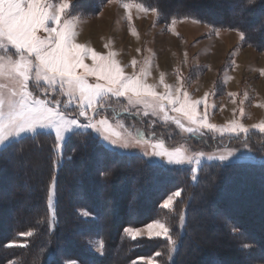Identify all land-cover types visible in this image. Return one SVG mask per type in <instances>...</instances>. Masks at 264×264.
Here are the masks:
<instances>
[{
  "label": "rangeland",
  "instance_id": "1",
  "mask_svg": "<svg viewBox=\"0 0 264 264\" xmlns=\"http://www.w3.org/2000/svg\"><path fill=\"white\" fill-rule=\"evenodd\" d=\"M52 1L54 14L72 28L74 42L93 48L92 59L89 65L82 64L79 55L73 54V65H63L62 57L67 53L61 47L62 53L54 55L56 60L49 58L47 65H38L0 30V151L20 137L46 131L54 135L59 162L67 136L81 130L90 131L116 152L139 155L161 166L186 168L193 184L209 162L264 163L263 46L250 42L240 29L188 16L164 17L158 9L137 0H100L96 10L93 0ZM79 3L83 4L74 6ZM28 36L24 34L25 44L31 45ZM258 40L262 41L260 37ZM52 52L51 48L40 51L46 57ZM77 168L72 179L80 183L75 195L83 202L86 198L79 193L83 166ZM92 172L97 173L96 167ZM13 179L18 181L12 175L5 178L6 183ZM4 183L0 186V204L8 202L14 191L11 183L8 187ZM136 185L137 180L131 183L133 190ZM96 190L90 198L113 223L111 189L101 181ZM183 196L181 188L171 189L159 202L163 212L125 226L124 236L164 238L171 257L178 237H172L175 220L168 218L174 215L182 227L187 213ZM255 202L264 204V196ZM81 205L77 208L79 216L98 222L99 218ZM209 208L212 217L208 221L196 217L205 214L204 208L191 217L201 243L213 239L207 235H220L213 229L208 233L207 222L227 221L223 210H214L213 205ZM142 209L136 214L130 202L126 211L129 221H134V214L144 213ZM9 212L12 214L7 209ZM230 229L239 232L234 226ZM31 232L24 231L5 246H25ZM241 236L245 246H239L249 248L251 235L243 232ZM228 240L220 245L228 244ZM84 241L86 251L103 254V242L97 235L89 234ZM257 250L261 251L259 245ZM158 253L138 256L127 264H157L162 258ZM253 257L262 258L264 253L241 256ZM63 264L83 263L69 259Z\"/></svg>",
  "mask_w": 264,
  "mask_h": 264
},
{
  "label": "trees",
  "instance_id": "2",
  "mask_svg": "<svg viewBox=\"0 0 264 264\" xmlns=\"http://www.w3.org/2000/svg\"><path fill=\"white\" fill-rule=\"evenodd\" d=\"M137 1L158 9L164 17L188 16L215 26L240 29L250 42L264 47V0H175L176 5L170 0ZM101 3L93 0V10L100 8ZM54 146L52 133L38 131L10 142L0 151V186L5 182L4 186L8 187L11 183L14 189L9 201L0 204V214L5 215L0 216V264L9 260H14L13 264H63V260L69 259L83 264H127L153 252L162 256L157 264H264V257L241 258L251 252L264 253V204L255 202L264 196V163L209 162L193 184L188 180L186 168L161 166L139 155L116 152L105 147L90 131L71 132L64 141L63 158L59 162ZM100 162L102 165L98 167ZM79 165L83 166L79 173L82 180L79 193L86 198L83 202L75 195L80 183L75 184L72 179ZM95 167L96 174L92 172ZM109 171L111 178L107 180ZM10 175L18 177V181L13 179L6 183L5 178ZM136 180L137 189L133 190L131 183ZM101 181H106L111 189L113 223L90 198L96 194ZM175 188H181L187 199V213L182 227L174 215L168 218L175 220L171 225L172 237H178L171 257L164 238L129 239L124 236L125 226L163 212L159 202ZM252 199L253 203H249ZM130 202L136 214L145 209L144 213L133 215V222L126 215ZM80 205L94 213L99 223L80 217L77 213ZM211 205L214 210H223L227 221L207 222L206 231L210 233L213 229L220 235H207L208 239H213L201 243L199 230H195L191 217L204 208L205 214L198 213L196 217L208 221V217H212ZM7 209L12 214H7ZM175 209L176 206V213ZM231 226L239 232H232ZM27 230L32 232L25 246H5ZM243 232L251 235L252 243L246 240L251 243V246L248 243L249 248L239 246L244 242ZM89 234L102 240L101 256L86 251L83 246ZM226 238L228 244L220 245ZM258 245L261 251L257 250Z\"/></svg>",
  "mask_w": 264,
  "mask_h": 264
},
{
  "label": "crops",
  "instance_id": "3",
  "mask_svg": "<svg viewBox=\"0 0 264 264\" xmlns=\"http://www.w3.org/2000/svg\"><path fill=\"white\" fill-rule=\"evenodd\" d=\"M52 5V0H0V30L11 43L31 54L38 65H47L49 58L56 60L54 55L59 51L62 53L61 47L67 53L62 57L63 65H73L72 57L76 55L82 59V64L89 65L93 48L86 43L74 42L72 28L61 21V16L54 14L55 5ZM24 34L29 35L31 45L25 44L28 41ZM45 48L53 49L52 54L41 55L40 51ZM94 63L98 64V60Z\"/></svg>",
  "mask_w": 264,
  "mask_h": 264
}]
</instances>
